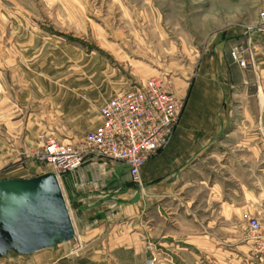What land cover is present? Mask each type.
Listing matches in <instances>:
<instances>
[{
	"label": "crops",
	"instance_id": "1",
	"mask_svg": "<svg viewBox=\"0 0 264 264\" xmlns=\"http://www.w3.org/2000/svg\"><path fill=\"white\" fill-rule=\"evenodd\" d=\"M5 40L10 45L2 53L13 57L0 67V156L28 157L46 139L68 142L96 130L105 102L118 89L136 85L103 78L95 56L89 80L65 82L62 73L53 79L51 68H42L36 58L42 49L51 50L37 43L51 44L50 38L14 33ZM250 42L256 74L250 91L238 95L241 72L222 47L203 54L179 123L167 145L141 165L139 182H99L105 166L129 176L125 166L105 158L64 173L59 185L73 237L31 254L9 249L0 253V264H20L24 256L31 257L27 264H147L153 258L150 264H264V253L251 247L246 222L264 218V165L261 169L256 159L264 154L258 146L264 139V30L253 32ZM221 138L228 140L223 154L236 157L223 163V182L211 177L199 182L208 194L203 209H197L193 198L178 191L195 185L187 179L189 164ZM238 154L252 158L244 162ZM13 178L28 177L0 179ZM212 202L218 205L212 208ZM206 219L220 220L218 229ZM144 239L151 240L150 248ZM80 248L86 255H76Z\"/></svg>",
	"mask_w": 264,
	"mask_h": 264
},
{
	"label": "rangeland",
	"instance_id": "2",
	"mask_svg": "<svg viewBox=\"0 0 264 264\" xmlns=\"http://www.w3.org/2000/svg\"><path fill=\"white\" fill-rule=\"evenodd\" d=\"M263 4L264 0H0V67L6 68L2 65L3 60L6 62V57H13L2 53L4 47L10 45L5 36L14 33L47 36L52 40L51 44L37 45L51 46V50L47 49L51 53L42 49L36 58L42 68H51L53 79L59 75L56 73H62L60 77L65 82L76 81V78L89 80L94 59L98 61L103 78L124 81L125 87L137 85L150 76L165 75L173 91L183 97L181 117L199 61L203 54L216 47H222L233 63L231 49L241 47L244 50L242 54L249 60L247 65L241 67L235 63L243 79L236 89L241 91L238 95L244 96L251 86V78L256 77L252 72L250 36L259 31V12ZM91 56L95 58L92 60ZM250 95L249 92L245 95L247 101L253 98ZM238 110L241 114L242 107ZM258 142L259 148H263L264 139ZM227 143L228 140L218 139L217 144L197 154L195 161L189 164L187 179L195 185H187L178 192L193 198L192 205L197 209H203L206 204L202 203L203 195L208 194L207 188L199 182L209 177L223 182V163L236 157L231 151L223 154ZM40 150V147L35 148L28 157L0 156V178L31 177L49 171L37 157ZM238 158L246 162L252 156L238 154ZM256 159L262 169L263 152ZM104 161L115 162L108 158ZM104 169V177L99 182H139L124 175L114 165ZM63 176L58 174L59 182H64ZM217 205L210 203L212 208ZM206 221H211L213 229H218L220 220ZM151 246L152 242L148 240L145 247ZM85 253V249L80 248L76 255L84 256ZM104 253L107 256L108 252ZM30 258L22 257L20 264H27Z\"/></svg>",
	"mask_w": 264,
	"mask_h": 264
},
{
	"label": "built area",
	"instance_id": "3",
	"mask_svg": "<svg viewBox=\"0 0 264 264\" xmlns=\"http://www.w3.org/2000/svg\"><path fill=\"white\" fill-rule=\"evenodd\" d=\"M264 29V4L259 12ZM241 47L231 49L232 60L241 67L247 58ZM183 99L164 75L150 76L138 85L115 92L99 109L102 124L73 141H44L37 157L57 176L75 171L96 158L115 160L139 181L141 165L170 138L181 113ZM247 236L256 253H264V218L247 219Z\"/></svg>",
	"mask_w": 264,
	"mask_h": 264
},
{
	"label": "water",
	"instance_id": "4",
	"mask_svg": "<svg viewBox=\"0 0 264 264\" xmlns=\"http://www.w3.org/2000/svg\"><path fill=\"white\" fill-rule=\"evenodd\" d=\"M126 169H128L126 167ZM57 175L0 179V253L31 254L73 237Z\"/></svg>",
	"mask_w": 264,
	"mask_h": 264
}]
</instances>
